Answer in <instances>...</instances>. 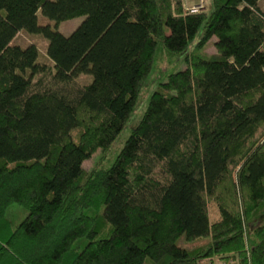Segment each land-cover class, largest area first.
Masks as SVG:
<instances>
[{
	"label": "trees",
	"instance_id": "16d2710c",
	"mask_svg": "<svg viewBox=\"0 0 264 264\" xmlns=\"http://www.w3.org/2000/svg\"><path fill=\"white\" fill-rule=\"evenodd\" d=\"M261 1L0 0V264H264ZM21 31L48 39L49 62L12 44ZM162 57L187 67L161 80L109 167L86 170ZM14 203L28 211L15 227Z\"/></svg>",
	"mask_w": 264,
	"mask_h": 264
},
{
	"label": "rangeland",
	"instance_id": "374dc122",
	"mask_svg": "<svg viewBox=\"0 0 264 264\" xmlns=\"http://www.w3.org/2000/svg\"><path fill=\"white\" fill-rule=\"evenodd\" d=\"M210 0H205V6L208 7ZM262 2V7L264 8V0ZM205 9V8H204ZM85 19V16L76 17L67 21L60 23L59 31L65 35H70ZM39 23L42 25L51 24L54 26V22L49 18L45 17L41 12L39 14ZM217 37H213L201 50L200 54L202 55H213L216 53L215 42ZM35 43L39 49V61L40 62H49V56L47 54L48 47V39L41 34H32L26 31H21L18 33L16 38L13 40L12 44H18L23 48L27 47L29 44ZM187 67L185 61H183L182 57H177L173 59L161 58L155 61L154 68L152 74L149 78L147 86L142 91V94L139 98L137 108L133 113L130 121L123 129L119 137L114 142L113 146L106 152L103 153L101 150H98L90 159L86 160L83 163V167L86 170H92L96 166H103V168L109 167V165L113 162L117 154L122 149L125 141L129 137L133 127L137 125L140 118L143 115L147 107V102L149 96L152 94L154 90H156L159 86L161 80L171 73L174 70H183ZM82 81L89 80V76L82 75L80 77ZM28 214V211L19 203L12 204L7 212L8 218L12 221L13 226H17ZM204 241H200L198 243L192 244L191 246H195L198 244H202ZM179 244L181 246H186L188 243L183 237ZM232 261H224L220 259H215L213 262H209L207 260L200 261L199 264H233Z\"/></svg>",
	"mask_w": 264,
	"mask_h": 264
},
{
	"label": "built area",
	"instance_id": "2783aa9c",
	"mask_svg": "<svg viewBox=\"0 0 264 264\" xmlns=\"http://www.w3.org/2000/svg\"><path fill=\"white\" fill-rule=\"evenodd\" d=\"M184 2L191 12H198L205 8V0H184Z\"/></svg>",
	"mask_w": 264,
	"mask_h": 264
}]
</instances>
